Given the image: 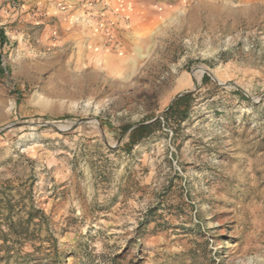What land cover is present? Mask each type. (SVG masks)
Segmentation results:
<instances>
[{
    "label": "rangeland",
    "instance_id": "rangeland-1",
    "mask_svg": "<svg viewBox=\"0 0 264 264\" xmlns=\"http://www.w3.org/2000/svg\"><path fill=\"white\" fill-rule=\"evenodd\" d=\"M121 1V41L0 20V264H264V0Z\"/></svg>",
    "mask_w": 264,
    "mask_h": 264
},
{
    "label": "crops",
    "instance_id": "crops-1",
    "mask_svg": "<svg viewBox=\"0 0 264 264\" xmlns=\"http://www.w3.org/2000/svg\"><path fill=\"white\" fill-rule=\"evenodd\" d=\"M0 0V20L10 24L57 32V43L75 42L77 33L89 40L123 39L121 0ZM107 2V3H106ZM106 4V5H105ZM66 28V29H65ZM105 32L102 33L103 29Z\"/></svg>",
    "mask_w": 264,
    "mask_h": 264
},
{
    "label": "trees",
    "instance_id": "trees-1",
    "mask_svg": "<svg viewBox=\"0 0 264 264\" xmlns=\"http://www.w3.org/2000/svg\"><path fill=\"white\" fill-rule=\"evenodd\" d=\"M190 97V94H183L176 97L171 104L165 109L162 114L164 124H170V122L177 123L184 119V103ZM161 125V120L156 118L152 122H141L131 127L128 138L129 145L137 143L140 139L149 136ZM3 204L2 201H0ZM7 205L8 203H4ZM30 215V219H31Z\"/></svg>",
    "mask_w": 264,
    "mask_h": 264
},
{
    "label": "built area",
    "instance_id": "built-area-1",
    "mask_svg": "<svg viewBox=\"0 0 264 264\" xmlns=\"http://www.w3.org/2000/svg\"><path fill=\"white\" fill-rule=\"evenodd\" d=\"M8 2H9V7H10V9H14V8H16V3H15L14 1L9 0Z\"/></svg>",
    "mask_w": 264,
    "mask_h": 264
}]
</instances>
